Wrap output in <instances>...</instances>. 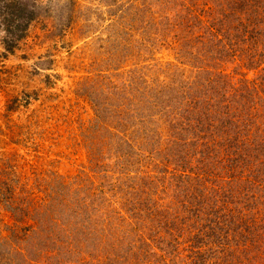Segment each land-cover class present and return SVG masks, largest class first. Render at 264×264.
<instances>
[{
    "label": "rangeland",
    "instance_id": "obj_1",
    "mask_svg": "<svg viewBox=\"0 0 264 264\" xmlns=\"http://www.w3.org/2000/svg\"><path fill=\"white\" fill-rule=\"evenodd\" d=\"M259 2L0 0V264H195L198 249L212 254L205 264H264ZM192 108L211 110L218 130L231 121L219 130L226 141L241 135L222 165L205 157L209 140L180 139L191 135L179 119ZM134 149L146 154L133 157L139 165L121 166ZM199 181L204 194L224 191L225 181L250 188L248 223L217 225L215 210H234L228 203L202 220L179 212L190 202L182 191L196 193ZM149 199L170 221L161 209L149 221L135 217ZM46 210L58 224H46ZM204 220L227 242L197 246ZM131 226L143 239L116 241ZM244 247L250 254L240 258Z\"/></svg>",
    "mask_w": 264,
    "mask_h": 264
},
{
    "label": "trees",
    "instance_id": "obj_2",
    "mask_svg": "<svg viewBox=\"0 0 264 264\" xmlns=\"http://www.w3.org/2000/svg\"><path fill=\"white\" fill-rule=\"evenodd\" d=\"M260 4L262 6H264V3L259 2V5ZM259 32H260L259 30L256 31V34H259ZM251 35H253V34H251ZM209 85L207 83V86H209ZM205 86H206V84H205ZM211 112H212L211 110H206V109L205 110L194 109V108L189 109L186 112L187 116H182V117H184V119H181V118L179 119V124H180V128L185 130L183 132L191 133V135H189V134L184 135L183 134V137L180 139L185 140L184 137L188 138V136H191V138H193V135H195L193 140H195V139H199V140L207 139V140H209L210 142H208V144L207 143L204 144V145H207V147H203V153H207L205 157H211L214 155V159L216 160L215 163H217L218 165H222L223 155H225V153L228 152V154H229L232 151L236 152V150L238 148H240L239 144H241V142L239 139L241 138V135L239 133H237L238 136H236V135L233 136L234 134L233 135L231 134L232 135V137H231L229 135L224 134L225 137L228 138L227 139L228 142H227L225 140V138L223 137V135L219 132V130L225 131L224 127L227 124H232V122L231 121L229 123L225 122V125L222 124V126L218 130V125H219L220 121L218 123V121L216 119L212 118L210 116ZM248 124H250V122ZM175 135H177V134H175ZM178 136L180 137V133H178L177 137ZM214 136L217 138H215L213 140ZM219 137H222V138L218 139ZM215 140H217L221 144L220 143L217 144L218 142L215 143L216 142ZM129 146H130V143H129ZM207 148H209V149H207ZM209 150H210V152H209ZM139 151L134 149V150H131L130 153H127V155H125V157H128V158L126 160L121 161V166L130 168L134 164H138L133 159V157L142 156V154H143V156L146 155L145 153H143L142 149H140ZM262 152L263 151L258 150L256 152V157H258V158L264 157ZM185 156H187V153L185 154ZM145 158L149 159L148 157H145ZM231 158H233V160L227 164V165H229L228 170L231 169L233 171H236L237 170L236 167L240 164V160L238 158H235V156H232ZM140 162L142 163L143 161L140 160ZM256 162H258V161H256ZM227 165H226V161H225L224 169H226V170H227ZM205 168L208 171L207 165L205 166ZM206 173H208V172H206ZM196 186H198L196 188V191H197L196 193L188 194L187 189H184L182 191V194L186 195L185 199L189 200L190 202L187 203L186 205L184 204L185 205L184 207H180L179 212H182L183 210L185 212L187 211L188 214H191L190 217L192 216L196 220H198V219L202 220V218H200V212L205 211L207 208L214 207L216 202H217V204H219V206H221L222 204L228 203L234 208V210L230 207H221L219 210H215L217 212L222 211L221 215L216 213V215L219 216V218L221 220V221H217L216 224L220 226V225H222V222L227 223L230 221V223L234 222V224L236 226H238V227L240 226L239 228H242V226L244 224L248 223V219H246L247 216H244V215L242 216V214H243V208L245 206L247 207V209L251 207L250 201H252L253 196L248 194L249 193L248 190L250 188H247V187L242 188L240 186L232 185L229 181L228 182L225 181L226 189L224 191L221 192L219 190H216V188H211L207 192L205 191V194H204V191L202 189L203 188V182L199 181V183H197ZM216 195H220V197L214 199L213 197H215ZM192 198L194 199L193 201L191 200ZM211 199H214L215 201L211 202ZM137 206L136 205L134 206V210L135 211L137 210V212H135V217H139V218L143 217L145 220L149 221L150 219H153L152 217H153L154 213L158 214L157 212L160 211L159 209L162 210V211H160L161 213H159V214L160 215L163 214L164 217H166V214H164V211H163L162 207L158 205V202H156V203L154 202V204H153V202H151L149 199L148 201H142L139 207H137ZM227 209L229 210V213L226 212ZM206 214L208 215L209 213H206ZM240 214H241V216H240ZM45 215H47V217L45 216V218L47 219L46 224H48V225H50L51 223L58 224L57 221H54V218H52L48 215L47 210L45 212ZM166 221H170L169 215L166 217ZM204 221H205V224L200 225V227L197 231L198 234L193 235V239L195 240V242L198 243V244H196L197 246H208L210 248L212 245L214 246V245H219L220 243L227 242V239H225L222 236H218L216 238L215 235H217V234H215V232L212 233V231L210 230V228L212 230L215 229V227L213 225L215 221H213V220H208L209 222L207 220H204ZM236 221L238 223H236ZM172 223H175V222L172 221ZM159 224H160V222H159ZM163 224L164 223L162 221L160 224V227L162 229H163ZM248 226L249 225L246 226V229H248ZM51 229H52L51 227L47 228V231H45V232H47V233L52 232ZM102 229H105V227H102ZM137 229H139V228L138 227L135 228L134 226H131V227L127 228L126 230L122 231L121 233L116 232L115 233V235L117 236L116 241H118L119 243L122 244V243L127 242L128 241L127 239H132V240H130V242L133 240L134 241L142 240L143 237H141V236H142L143 232L141 233L140 230L137 231ZM235 229H238V228H235ZM85 230H89V228H85ZM97 230H99V229H97ZM133 230H135V234L133 236H131L132 234H129V233H130V231H133ZM202 231L205 234L200 235ZM263 231H264V229H263ZM143 235H144V233H143ZM155 235H157V234H155ZM113 236H114V234H110L111 238ZM128 236H131V237H128ZM148 239L153 240V238H151V237H149ZM48 240H50V237L46 236L45 237V243L46 244L48 243L47 242ZM161 240L162 239H160L159 241H161ZM110 241H113V240L111 239ZM159 241H158V243H159ZM252 242H253L252 238H249L247 240L248 245H250ZM244 243H246V241ZM6 244L7 243L3 242V244H1V246L3 245L4 247H1V249L2 248L5 249V252H8V253H12V251H13V253L16 252L15 249L14 250L12 249V246L9 243L7 245ZM238 244L239 243H237V245ZM237 245L235 244V246H237ZM52 247H54V245H52ZM177 247H179V244H177ZM59 248L68 249L67 242L65 240H62V243L59 246ZM236 248L241 250V248H239V247H236ZM244 248H245V251H242L240 258L242 256L247 257L250 254V251H248V249H246V247H244ZM200 250L201 249H198L197 252H195V253L193 252L194 254L197 255V258L195 259L196 262H194L195 264H205L206 261L208 259H210L209 257L212 256L211 253H208V252L206 253V251L204 252L203 250H201V251ZM230 255L232 256L233 261L236 260V258H235L236 254H234L232 252V253H230Z\"/></svg>",
    "mask_w": 264,
    "mask_h": 264
}]
</instances>
